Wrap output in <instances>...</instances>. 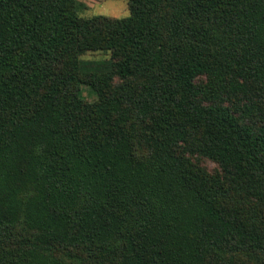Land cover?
<instances>
[{
  "label": "trees",
  "instance_id": "1",
  "mask_svg": "<svg viewBox=\"0 0 264 264\" xmlns=\"http://www.w3.org/2000/svg\"><path fill=\"white\" fill-rule=\"evenodd\" d=\"M81 7L0 0V264H264V0Z\"/></svg>",
  "mask_w": 264,
  "mask_h": 264
},
{
  "label": "rangeland",
  "instance_id": "2",
  "mask_svg": "<svg viewBox=\"0 0 264 264\" xmlns=\"http://www.w3.org/2000/svg\"><path fill=\"white\" fill-rule=\"evenodd\" d=\"M82 5L79 11V17L82 19H91L93 17L102 16L111 19H125L130 16L129 0H77ZM81 61L87 62H106L111 63L113 56L110 51H91L79 57ZM82 98L89 102L94 103L98 101V95L88 86H82ZM198 166L211 175L222 174V169L215 162L200 157H192ZM225 198L234 199L236 207L242 205L243 194L233 191L228 186L224 189ZM246 204H249L247 201ZM66 260V259H65ZM67 261V260H66ZM69 263L71 261L68 260Z\"/></svg>",
  "mask_w": 264,
  "mask_h": 264
}]
</instances>
